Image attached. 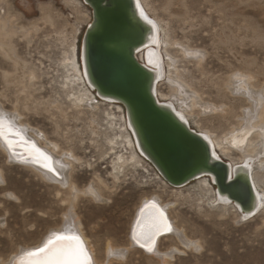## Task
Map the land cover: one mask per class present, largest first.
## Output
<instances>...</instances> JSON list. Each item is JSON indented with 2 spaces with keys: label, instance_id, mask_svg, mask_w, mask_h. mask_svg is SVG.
Wrapping results in <instances>:
<instances>
[{
  "label": "rangeland",
  "instance_id": "374dc122",
  "mask_svg": "<svg viewBox=\"0 0 264 264\" xmlns=\"http://www.w3.org/2000/svg\"><path fill=\"white\" fill-rule=\"evenodd\" d=\"M141 2L158 24L162 52L173 64L164 65L157 98L162 102L170 98L167 76L194 94L197 101L186 110L191 129L218 142L215 150L223 161L239 164L241 154L225 138L238 127L249 103L244 92L231 93L228 80L240 73L250 76L256 91L264 90V0ZM0 9V109L13 113L31 137L37 133L47 150L54 143L56 154L71 151L79 159L69 178L79 190L92 186L104 194L101 205L80 194L73 201V212L97 261L162 263L139 250H130L122 260L105 257L107 246L126 247L135 210L143 199L155 198L167 207L175 228L199 246L185 249L174 237H161L156 242L159 253L179 251L162 264H264V209L242 222L232 205L211 207L215 194L208 178L172 188L143 159L142 166L127 162L117 179L112 176V162L118 155L130 158L132 141L117 104L87 109L79 101L83 87L78 49L91 20L90 9L81 0H0ZM4 156L0 150V263L7 264L16 251L34 246L62 224L71 196ZM253 164V180L264 192V146Z\"/></svg>",
  "mask_w": 264,
  "mask_h": 264
},
{
  "label": "water",
  "instance_id": "95a60500",
  "mask_svg": "<svg viewBox=\"0 0 264 264\" xmlns=\"http://www.w3.org/2000/svg\"><path fill=\"white\" fill-rule=\"evenodd\" d=\"M81 1L91 13L78 55L84 80L98 99H109L122 107L131 128L128 130L142 152L139 155L172 188L184 187L201 177L212 178L217 194L238 206L241 214H248V219L254 217L260 208L246 168L238 165L230 176L228 163L211 155L204 138L158 103L153 93L154 74L136 57L150 27L137 15L134 1ZM7 138L18 146L16 155L26 159L19 148L21 138L10 134ZM24 140L33 144L30 138Z\"/></svg>",
  "mask_w": 264,
  "mask_h": 264
},
{
  "label": "bare ground",
  "instance_id": "6f19581e",
  "mask_svg": "<svg viewBox=\"0 0 264 264\" xmlns=\"http://www.w3.org/2000/svg\"><path fill=\"white\" fill-rule=\"evenodd\" d=\"M133 1L135 4V11L137 15L140 16V18L144 20L145 23L150 27V32L148 33L146 41L144 42L145 43L144 47L138 50L136 53L137 60L140 61V63H142L144 66L150 68L154 74L153 93L158 103L171 109L180 120L184 121L187 124V126L191 128L189 125V120L187 119L186 110L187 108H189L187 107L189 103L190 105L191 104L193 105V102L197 101L196 100L197 97L194 94L186 93L187 91L183 88L181 84L171 80L170 77L167 76V81L170 83V86L172 87V93L170 95V98L168 99V102L159 101V99L157 98V91H156L157 84H155V82L158 80H161L165 76L166 71H165L164 65H167L168 68H172L173 64L171 62V64L169 65V58L167 57L165 52H162L161 32H160V28L158 24L154 20L150 19L148 15L149 12L148 13L146 12L145 10L146 7L144 8L145 5L142 4L141 0H133ZM141 10L143 11V17L141 16ZM1 12H2V9H0V13ZM7 31L9 32V30ZM3 34L5 33L2 32V35ZM150 46L152 47L154 46L153 49L149 48ZM186 50L188 49H185V51ZM186 52L190 53L192 51L189 50ZM192 55L195 58H198L197 54L192 53ZM76 60L78 59L76 58ZM78 63L80 65L79 61ZM78 63H75L77 67H78L77 65ZM78 71H79L80 80H81L82 87H83L82 93H80L79 101L85 106V108L94 109L98 105L115 104L112 100H109V99H104V98L97 99L95 95L92 93V91L90 90L91 88H88L84 80L85 73L82 72L80 66L78 67ZM239 74L238 75L233 74L231 76V78L228 80V85H229L228 88L231 90V93L244 92L245 93L244 97L246 98V101L249 103V106L247 109H244L242 111L243 117L240 120V124L238 125L236 129H233L229 133L230 137L225 138L226 139L225 141L233 147V150H235L236 153L239 152L241 154V161L239 164H232L229 162H226V163H228V166L230 169V176L232 173V169H234L236 166L243 165L246 168L244 170H246L245 172L248 173L250 176V181H251V184L254 190L256 203H257L258 208H260V211H261L262 209H264V192H261L257 189L255 182L253 180V169L255 167V164L253 163H254L255 156H257V153L258 152L260 153V148L264 146L263 145L264 143V96L261 94V93H264V90L256 91L254 89V87L256 86H254V84L251 83L250 76L243 75V74L239 75ZM252 92L259 93V94L255 96L252 94ZM105 103H110V104H105ZM117 107L122 109L120 105H118ZM208 109H211V108H208ZM12 114H8V115L4 114V112L0 109V133H2V135H0V150L2 154L5 155L4 157H6V159H8L9 162H11L12 164L17 163V164L23 165L24 167L30 168L33 171V173L36 172L38 176L42 177V179H48L51 182H53V184H56L59 187L67 189L71 196V202H70L71 204L69 205V210L63 217L64 221L62 222L61 225L54 227L49 232L45 233L41 237L40 241L37 242V244H34V246H28V247H25L24 249H21L20 251H16L9 259H7L8 261L7 264H22V262L23 264H32V262L45 259L44 254H40L37 256H31V257L28 256L27 254H24L20 259H17V256L21 253H27L29 251L39 248L45 243L46 239L50 237V235H53L52 233H55V234L61 233V234H66V235L80 236V238L84 242V245L87 249L89 256L91 257L92 264H102V262H99L96 260L94 251L90 245L89 240L81 231V223L79 219L75 216V213L73 212V201L80 194L86 198H90L95 204L101 205L102 202H105L104 201L105 199L103 198L104 196H102L104 194L101 195V192L99 190H96L92 186H89L88 188L84 190H79L69 180L70 171L73 169V164L79 163V159L75 157L71 151L66 152L63 155L56 154L57 153L56 151L58 148H57V145L54 143L51 145V147H49L50 150H47L46 148L47 146L45 144L46 142L43 143L42 142L43 139L40 138V136L37 133L32 134L33 136L31 137L28 134L29 131H28L27 126H24L22 122H18L17 119L13 117ZM123 115H124V120H125V127L132 141L130 144L131 156L129 159H126L125 157L118 155L115 161L112 162L113 172H114V175L112 176H114L115 179H117V175L120 174L121 169L125 163L131 162L133 164H139L142 166V164L146 162L139 155V153L142 154V152L139 149L137 142H135L130 131L128 130V128H130V125L127 123L125 113H123ZM194 132L200 134L202 138H204V140L208 143V145L210 146L211 155L216 159L222 160L215 150L217 149L216 146L220 144L218 142L216 143V141L207 133H202V132H197V131H194ZM7 134L14 135L18 139L21 138V140H19L20 142L19 148L23 150V153L26 159H23L22 157L16 155L15 148L18 146L13 145L12 140L7 138ZM250 135L252 136L248 138V136ZM25 137L30 138L33 144H29V143L25 144L26 143V141L24 140ZM33 145L35 146V148H33ZM114 148L115 147H113L112 150ZM35 149H39L40 152L44 153L45 155L51 158L50 160L51 167L55 169L56 174H54L52 171H49L47 168L43 166L46 162L35 151ZM134 149L139 155V157L136 154V152H134ZM54 155H56L57 157ZM142 159L144 160V162ZM144 166H147V165L145 164ZM159 177L160 176L158 175L157 178L160 179L161 177L160 178ZM202 178L204 177L198 178L194 181H197ZM208 179L210 180V183H212L213 179L212 178H208ZM1 182L2 181L0 180V184H2ZM181 188H176V189H181ZM214 194L215 196L213 200L211 201V204L214 203V205H212L211 207L227 209V208H231V206L229 205H232L237 211L238 219L240 221L246 222L247 220H249L248 214H241L239 212V207L230 203L227 200V198L217 194L215 191V188H214ZM153 204L155 205V207H152ZM161 212L165 214L167 218V223L171 226L170 232H166L163 229V222L161 221V218H160ZM170 219L167 214V207L161 206L158 199H155V198L143 199L140 205L135 210L133 218L130 222L128 232H127V240H126L128 242H125L126 247L114 249L110 246H107L105 249V257L107 258L108 261L122 260L125 258V256L130 250H133V251L139 250L141 253H144L148 256L157 257L162 263H164L165 261L169 259H172L174 256V253H177V254L179 253L177 248H175L174 250L165 252V253H159L157 251L158 249H156V246H155L154 251L152 253H149L145 249L139 247L133 241L132 235L133 233H135L136 236L140 238V242L144 243L148 235H150L151 232L154 230L155 226L160 227V233H161L156 237V242L161 237L163 239L164 238L166 239V237H169V238L174 237L177 240V242H179V244H181V246H183L185 249L196 250L199 247L198 243L196 244L193 241L188 240L180 229L175 228L174 223L173 222L171 223ZM109 224L111 227V223ZM102 227L104 228V225H102ZM120 227L121 226H119V228ZM114 232L117 234V231H114ZM59 246L60 245H58V247ZM0 264H4V263H0Z\"/></svg>",
  "mask_w": 264,
  "mask_h": 264
},
{
  "label": "snow or ice",
  "instance_id": "6c2138e0",
  "mask_svg": "<svg viewBox=\"0 0 264 264\" xmlns=\"http://www.w3.org/2000/svg\"><path fill=\"white\" fill-rule=\"evenodd\" d=\"M141 16H143L142 10ZM0 135H2V133H0ZM33 148H35L34 145ZM35 151L46 162L43 166L56 174L55 169L51 167V158L40 152L39 149H35ZM152 207H155V205L153 204ZM160 218L163 222L164 231L170 232L171 226L167 223V218L163 212L160 213ZM159 234H161L160 227L155 226L144 243L140 242V238L137 237L135 233H133L132 239L139 247L152 253L156 246V237ZM58 245L60 246L58 247ZM40 254H44L45 259L32 262V264H92L91 257L87 252L84 242L78 235L55 234L44 243L43 247L27 253L30 257Z\"/></svg>",
  "mask_w": 264,
  "mask_h": 264
},
{
  "label": "trees",
  "instance_id": "16d2710c",
  "mask_svg": "<svg viewBox=\"0 0 264 264\" xmlns=\"http://www.w3.org/2000/svg\"><path fill=\"white\" fill-rule=\"evenodd\" d=\"M79 48H80V43H79ZM78 53H79V49H78Z\"/></svg>",
  "mask_w": 264,
  "mask_h": 264
},
{
  "label": "built area",
  "instance_id": "2783aa9c",
  "mask_svg": "<svg viewBox=\"0 0 264 264\" xmlns=\"http://www.w3.org/2000/svg\"><path fill=\"white\" fill-rule=\"evenodd\" d=\"M140 62V61H139Z\"/></svg>",
  "mask_w": 264,
  "mask_h": 264
}]
</instances>
